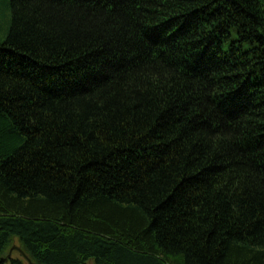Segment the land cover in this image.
Here are the masks:
<instances>
[{
  "label": "trees",
  "instance_id": "obj_1",
  "mask_svg": "<svg viewBox=\"0 0 264 264\" xmlns=\"http://www.w3.org/2000/svg\"><path fill=\"white\" fill-rule=\"evenodd\" d=\"M15 244L264 264V0H0V264Z\"/></svg>",
  "mask_w": 264,
  "mask_h": 264
},
{
  "label": "water",
  "instance_id": "obj_2",
  "mask_svg": "<svg viewBox=\"0 0 264 264\" xmlns=\"http://www.w3.org/2000/svg\"><path fill=\"white\" fill-rule=\"evenodd\" d=\"M14 251H17V252L20 254V256H21V257H22V258H23L28 264H35V263L33 262V260L30 258V256L25 252V250H24L22 247H20L19 245H14V246L10 249L8 255H7L6 257H3V260H4L5 262H8L9 259L12 258V254H13ZM89 264H93V263H89Z\"/></svg>",
  "mask_w": 264,
  "mask_h": 264
},
{
  "label": "rangeland",
  "instance_id": "obj_3",
  "mask_svg": "<svg viewBox=\"0 0 264 264\" xmlns=\"http://www.w3.org/2000/svg\"><path fill=\"white\" fill-rule=\"evenodd\" d=\"M13 255H14V256H17V255H18V253H15V252H14V253H13Z\"/></svg>",
  "mask_w": 264,
  "mask_h": 264
}]
</instances>
